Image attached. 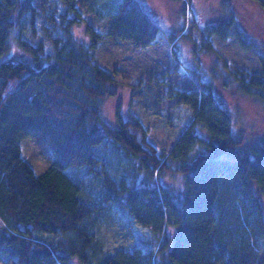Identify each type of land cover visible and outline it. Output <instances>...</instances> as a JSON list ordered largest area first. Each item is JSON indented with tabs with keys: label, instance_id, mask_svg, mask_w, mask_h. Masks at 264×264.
<instances>
[{
	"label": "trees",
	"instance_id": "trees-1",
	"mask_svg": "<svg viewBox=\"0 0 264 264\" xmlns=\"http://www.w3.org/2000/svg\"><path fill=\"white\" fill-rule=\"evenodd\" d=\"M62 2L61 8H37L34 0H0V252L10 264H264L255 246L235 248L219 229L221 199L232 191L264 231V202L256 193L264 195V140L234 133L231 112L212 81L206 91L172 92L197 111L167 153L149 140L138 115L118 109L115 125L105 121L103 105L117 95L120 80L97 61L98 44L127 41L145 48L162 27L140 0H93L90 11L110 20L106 33L86 21L77 0ZM219 13L200 28L199 50L220 56L215 35L257 56L260 71L235 66L222 84L264 104V46L228 6ZM79 25L87 40L77 38ZM168 38L177 54L178 36ZM12 41L15 50L8 54ZM222 66L228 69L227 61ZM27 137L51 163L43 173L22 153ZM100 150L119 163L126 159L124 172L111 173ZM80 168L100 182L94 202L71 172ZM168 174L183 176L182 194L165 182ZM114 207L162 231L157 249L139 246L99 259L97 228Z\"/></svg>",
	"mask_w": 264,
	"mask_h": 264
},
{
	"label": "rangeland",
	"instance_id": "rangeland-1",
	"mask_svg": "<svg viewBox=\"0 0 264 264\" xmlns=\"http://www.w3.org/2000/svg\"><path fill=\"white\" fill-rule=\"evenodd\" d=\"M92 1L77 0L76 5L89 24L100 33H106L110 20L90 11ZM140 1L162 27L156 40L145 48H135L127 41L103 40L95 50L99 64L112 70L120 80L117 95L108 97L103 105L105 121L115 125L118 109L124 116L138 115L148 129L149 140L158 151L167 153L179 140L197 111L187 100H180L172 92L206 91L205 83L212 81L220 101L231 112L234 133L245 136L250 142L255 138L264 140V104L238 92L233 86L227 88L222 84L223 77L229 76L230 68L235 66L249 72L260 71L261 63L257 56L241 49L237 40L230 38L222 42L215 35L212 36V42L220 56L205 54L199 50L200 28L218 20L219 9L223 4L233 10L250 36L264 46V0ZM34 3L37 8L55 3L60 8L65 5L62 0H34ZM38 30L43 36L40 26ZM173 32L178 36L175 45L177 54L168 38V34ZM76 36L80 40H87L85 25L76 27ZM14 50L12 41L8 54ZM224 61H227L228 69H223V72ZM213 72L217 78H214ZM21 147L22 153L37 173L47 170L51 163L43 157L31 137L24 138ZM99 153L109 163L111 173L124 172L126 159L119 163L114 155L103 150ZM71 172L84 181V195L88 200L96 201L100 182L83 168L71 169ZM138 177L144 179L142 173ZM165 182L177 194H182L184 179L181 174H168ZM256 193L264 202L262 192L256 190ZM221 215L220 233L233 247L250 243L260 255H264V231L257 227L255 217L248 214V207L242 197L232 191L226 193L221 199ZM166 231L173 235L171 228H166ZM161 232L151 225L141 224L129 211L114 207L102 218L97 228L103 245L98 257L100 259L106 253L132 251L139 246L156 250ZM2 253L0 252V264H10L5 253Z\"/></svg>",
	"mask_w": 264,
	"mask_h": 264
}]
</instances>
